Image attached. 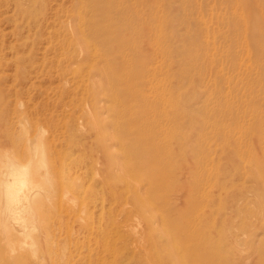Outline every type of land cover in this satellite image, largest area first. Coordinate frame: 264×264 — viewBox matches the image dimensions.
Masks as SVG:
<instances>
[{
    "label": "rangeland",
    "instance_id": "1",
    "mask_svg": "<svg viewBox=\"0 0 264 264\" xmlns=\"http://www.w3.org/2000/svg\"><path fill=\"white\" fill-rule=\"evenodd\" d=\"M105 17L124 55L85 42ZM37 143L49 187L24 232L0 200V264H135L180 224L202 264H264V0H0V175Z\"/></svg>",
    "mask_w": 264,
    "mask_h": 264
},
{
    "label": "bare ground",
    "instance_id": "2",
    "mask_svg": "<svg viewBox=\"0 0 264 264\" xmlns=\"http://www.w3.org/2000/svg\"><path fill=\"white\" fill-rule=\"evenodd\" d=\"M94 10H95V14L98 15L99 17H100V15L103 17L106 16V14H105L106 10H105V12L103 11V14H101L102 10H104L102 8H99V9L96 8ZM29 16H33V14H29ZM108 21L111 22L112 19L109 17H105L104 19L93 21L92 26H91V34H94V35L91 38L86 37L85 42L87 40V42L90 45H92L93 47H96V49H99V50L102 47L107 52L108 57H111V55L113 53L122 54L124 52V50L127 48L126 46H128L127 43H130L131 35L130 36L123 35L121 32L118 31L117 27L112 28L111 26L107 25ZM125 21H127L126 18L124 19V22ZM120 24H121L120 22L116 23L117 26H119ZM107 34L116 35V39L118 40V43H117L118 48L115 49L116 52H115V50H114V52L111 51L112 43H110V41L107 39V37H106ZM92 42H94V44H92ZM88 43H87L86 47L88 46ZM122 55H124V53ZM125 61H126L125 62L126 66H129L130 61L127 59H125ZM141 63H143V62H141ZM135 66H136V62L134 63V67ZM118 75H119V73H118ZM107 78L109 81H111V79H114V80L119 79V78L115 79V78L111 77L108 73H107ZM110 83L114 84L113 80ZM128 90H130V89H127V91ZM128 123L133 124L132 121H128L127 124L123 121L121 126H119L120 130L122 132H123V130L124 131L126 130L125 129L126 127L130 126ZM104 134H106V133H104ZM110 135L112 137V134H110ZM114 138H116V137H114ZM42 150H43V147H42L41 143H37L35 146L33 145L32 152L30 151V153L31 154L33 153L34 156L32 157L31 160H29L28 163H24L22 161H14V162L12 161V163H10L8 165L6 172L2 170L1 175H0V191H1L0 200L2 201L3 205L5 204L6 208L8 209V211H9L7 213L8 217L11 220V222L13 223L14 229L17 230L18 232H24V230H25L24 225H25V223H28V221L30 220L26 214L22 213L23 204L27 202V204H29V205L31 204V206L33 207L34 204L37 202L36 198H35L36 188H41V189H44V191H47V186L49 187V184L46 183V177L45 176L43 177V170H44L43 164L44 163L42 161V159H43L42 158L43 157V151ZM151 152H152V150H150V152H148V153L151 154ZM153 154L154 155H152V154L151 155L154 156V161L158 165L160 163L159 161H161V158H160L159 154L156 153L155 151ZM45 163H47V162H45ZM152 163H154V162H152ZM119 165H120V163H119ZM115 170L117 171V169H115ZM186 186H187V184H186ZM186 186H184V187H186ZM179 188H181V187H179ZM201 190H203V189H201ZM187 191L189 192L190 190L188 189ZM187 191H183V194H184V192H187ZM183 198H184V196H183ZM186 198H188L187 194H186ZM45 199L46 198H44L42 200H40V199H38V200H40L39 202H43V201H45ZM184 202L185 201H183L181 203H184ZM189 203H191V205L194 208V205H198V200L195 197L194 198L191 197L190 199L189 198L187 199V201L185 202L184 205H181V206L179 205L180 206L179 212L183 213L181 218L186 219L187 223L190 221L191 214H190L189 210H187L188 207L186 209L185 206H188ZM178 210H179V208H178ZM109 218L111 219V217H109ZM100 222H102V221H100ZM86 223H88V222L86 221ZM86 223H84V224H86ZM88 224L86 226H88ZM174 226H175V229L173 230V232H170L167 235V240L172 246H171V248H169L170 250L166 251V254H170V256L155 253L154 255L156 256V258H152V256L151 257H141L140 256L141 254L140 255L138 254L140 257L132 258V260L134 259L136 261L135 264H150L151 262H153V260H155V263H157V264H202L201 260L207 259V258L205 256L197 254V253H211L212 252V250H210L211 251L210 252V251H206L205 249L200 248V241H206V239H207L206 234L204 232L197 234L196 232H194L190 229L188 231H186L187 229L184 228V226H182L181 224L180 225H174ZM187 226H190V224H188ZM174 250H177V252H175ZM145 254L147 255V253H145ZM185 254H196V255L195 256L192 255V257H191L192 259L189 263L185 259V256H184Z\"/></svg>",
    "mask_w": 264,
    "mask_h": 264
}]
</instances>
